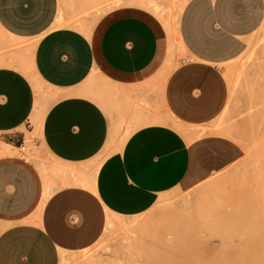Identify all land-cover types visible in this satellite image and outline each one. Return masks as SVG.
<instances>
[{"label":"crops","instance_id":"1","mask_svg":"<svg viewBox=\"0 0 264 264\" xmlns=\"http://www.w3.org/2000/svg\"><path fill=\"white\" fill-rule=\"evenodd\" d=\"M59 13V0H0V264H65L110 222L197 187L244 154L212 124L229 97L221 66L248 47L264 0H187L178 20L185 54L165 71L163 39L136 16L146 15L86 33ZM6 36L28 46L35 79L56 91L46 108L29 75L5 65ZM34 132L61 165L46 183L14 156Z\"/></svg>","mask_w":264,"mask_h":264},{"label":"rangeland","instance_id":"2","mask_svg":"<svg viewBox=\"0 0 264 264\" xmlns=\"http://www.w3.org/2000/svg\"><path fill=\"white\" fill-rule=\"evenodd\" d=\"M186 2L59 0V19L63 25L91 33L109 19L144 14L136 16L148 20L163 39L160 59L165 71L185 54L178 20ZM5 43V65L29 75L41 108H46L58 95L35 79L23 55L24 49H30L10 36ZM221 70L229 97L212 128L238 142L243 157L197 187L159 199L141 215L110 222L94 245L69 253L65 264H82L84 257L95 258L94 264H157V257L172 256L175 264H264V21L246 50ZM98 80L90 81L88 88ZM29 135L25 163L43 183L47 178L51 181L61 165L43 149L36 132ZM17 153L14 149L15 157ZM4 226L0 218V231Z\"/></svg>","mask_w":264,"mask_h":264},{"label":"built area","instance_id":"3","mask_svg":"<svg viewBox=\"0 0 264 264\" xmlns=\"http://www.w3.org/2000/svg\"><path fill=\"white\" fill-rule=\"evenodd\" d=\"M17 156L20 160H23V161L26 160V147H25V145L22 144L19 146Z\"/></svg>","mask_w":264,"mask_h":264}]
</instances>
